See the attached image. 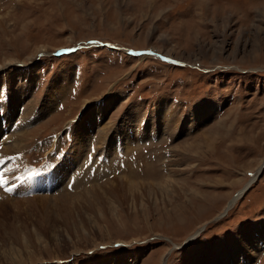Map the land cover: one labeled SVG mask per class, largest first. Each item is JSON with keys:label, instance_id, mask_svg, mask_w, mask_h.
<instances>
[{"label": "rangeland", "instance_id": "rangeland-1", "mask_svg": "<svg viewBox=\"0 0 264 264\" xmlns=\"http://www.w3.org/2000/svg\"><path fill=\"white\" fill-rule=\"evenodd\" d=\"M140 123L171 138L111 130L67 189L74 142ZM0 132L10 177L58 189L0 197V264H264V0H0Z\"/></svg>", "mask_w": 264, "mask_h": 264}, {"label": "bare ground", "instance_id": "bare-ground-1", "mask_svg": "<svg viewBox=\"0 0 264 264\" xmlns=\"http://www.w3.org/2000/svg\"><path fill=\"white\" fill-rule=\"evenodd\" d=\"M37 52H40V53H42V52H46V50L44 49V48H42V49H40V50H38ZM12 65L13 63L12 62H8L7 63V65ZM34 64V63H33ZM29 87L30 86H28L27 87V89H23V88H21L20 90H15V89H13V95L14 96H16V97H18L19 95H25L24 93H26V91H29ZM15 90V91H14ZM26 103V102H25ZM2 107H3V105H2ZM29 108V107H28ZM4 111H5V109H4V107L2 108ZM19 109V108H18ZM10 111L9 110H7L6 111V113H9ZM162 113H164V110L162 111ZM161 113V114H162ZM165 113H166V111H165ZM26 116V115H25ZM166 116L168 117L169 116V118H172L169 114H166ZM27 118V117H26ZM23 120V119H22ZM22 120H21V123H22ZM135 120V119H134ZM168 121L171 123L172 122V119H168ZM24 122H26V121H24ZM12 125V124H11ZM25 125V124H24ZM104 124H102V125H100L99 127H98V129L99 128H101L102 126H103ZM170 126L171 125H167L166 126V128H161L160 126H159V124H155L154 126H152L151 128H146L145 126H142L141 125V123L140 124H138V125H136L135 126V129H134V134L135 135H133V134H131V133H127V132H129V129L127 128V130H126V128H124V129H122L121 130V127H118L117 129H113V127H106L105 128V131H103L102 129H99V131H98V133H97V136L96 137H93L92 139H90L89 140V142H88V146H89V148H88V151H87V153H85V158H83L82 160H80V154L83 152L81 149L82 148H85V142L83 143V142H81V141H77V142H74V144L72 145V147H71V153H74L72 156V158H66L65 159V161L63 162V164H62V166H63V169L62 168H58V171H57V174H58V177H64V179L65 178H67V175L69 174V179L68 180H70V179H72L71 178V176H72V173H73V171H74V173L75 172H77V169H78V167L84 162V160H86L87 161V159H86V157L89 159V154L88 153H90V154H92V149H91V145L92 144H94V146H96V149H97V146H100L99 148V150H97V152H99V153H101V154H104V153H106V155L109 153V152H111V150H112V148L113 147H117V146H119V144L121 143H119V142H115L114 140L116 139H114L113 138V140L112 141H109V134H110V131L112 130V131H115V133H117V132H119L120 131V133H118V134H121L120 136H114V137H117L118 139H120V138H122V140L124 141V144L125 145H127L128 143L129 144H132V143H139V142H146V141H149V140H153V138H155L157 135L158 136H161V131H163V133L162 134H165V132H166V134H168V138H171V135H169V132H170ZM10 127V126H9ZM19 127H20V125H19ZM14 129H16V131H17V129H18V127L17 128H14ZM19 130H20V128H19ZM18 130V131H19ZM17 131V133L16 132H14V138H13V140L11 141V143L9 144L10 146H12V147H16L14 150L15 151H19L20 149H21V147H20V139H21V136H23V133H22V131H21V133L20 132H18ZM11 132H13V131H11ZM0 134H1V132H0ZM131 134V135H130ZM99 136V137H98ZM9 137V136H8ZM12 137V136H11ZM98 137V138H97ZM4 139V138H3ZM6 139H7V137H6ZM9 139H11V138H8V140L7 141H9ZM94 139H96L95 141H94V143H92L93 142V140ZM98 139V140H97ZM5 141V140H4ZM98 143H97V142ZM4 145H5V143H4ZM8 145V144H7ZM121 145V144H120ZM24 146V145H23ZM74 146H77L76 148H75V150H73V147ZM6 147V146H5ZM11 147V148H12ZM93 147V146H92ZM94 148V147H93ZM127 148H129V147H127ZM127 148H126V150H127ZM10 149V148H9ZM14 150L12 151V152H14ZM114 150V149H113ZM94 151H96V150H94ZM115 151V150H114ZM3 152V151H2ZM22 152V151H21ZM79 154H78V153ZM6 153V152H5ZM7 153H9V151L7 152ZM99 153H95L96 155H98ZM2 154V153H1ZM112 154V153H111ZM4 155H6V154H4ZM10 155H12V154H10ZM93 155V154H92ZM98 156H100V155H98ZM112 156H114V154L112 155ZM111 156V157H112ZM115 157V156H114ZM113 157V158H114ZM9 160H10V157H9ZM12 160V159H11ZM16 160H17V157H16ZM18 160H19V158H18ZM17 160V161H18ZM80 160V161H79ZM85 161V162H86ZM112 162V161H111ZM114 162V161H113ZM86 164H87V162H86ZM9 165V164H8ZM83 165V164H82ZM263 165H264V160L261 162V166L259 167V170H261V168L263 167ZM110 167V166H109ZM68 171H66V170ZM13 169H11V171H12ZM63 170V171H62ZM16 171V170H15ZM21 171H24V170H22V168H21ZM91 171V170H90ZM83 174V177L80 179V178H78L79 179V181L78 182H75V185H74V187H79L78 186V184L79 183H83V182H85L86 180L85 179H87V172L85 171V172H83L82 173ZM16 175V174H15ZM77 175V174H76ZM75 176V175H74ZM80 176V175H79ZM256 176V175H255ZM89 178V177H88ZM59 179V178H58ZM171 179V178H170ZM252 180H254V179H252ZM252 180H250V183H252ZM166 181H168V180H166ZM171 181V180H170ZM59 182H61V184L63 183V182H65V180H62V181H58V185H59ZM67 182V181H66ZM89 182V179H87V183ZM127 182H128V180H127ZM168 183H170V182H168ZM57 184V183H56ZM63 184H65V183H63ZM68 184V183H67ZM67 184H66V186H67ZM131 184V183H130ZM167 184V183H166ZM80 185V184H79ZM158 186V185H157ZM167 186H168V184H167ZM133 189V188H132ZM168 189V188H167ZM166 189V190H167ZM170 189L172 190L173 188H171L170 187ZM86 190H88V189H86ZM165 190V191H166ZM170 190V191H171ZM83 191H85V190H83ZM164 191V190H163ZM168 191H169V189H168ZM167 192V191H166ZM85 193H87V191L85 192ZM242 193L243 192H240L238 195H237V197H235L234 199H233V201L234 202H236V200H237V198H239L241 195H242ZM226 211H227V209H226ZM260 234V233H259ZM242 255L244 256V253H242ZM223 260L224 259H222V260H220V262L218 263V264H228V263H226L227 261H226V258H225V260H224V262H223ZM250 261H251V256H244L243 257V261H242V264H250ZM232 262V261H231ZM196 264H199V263H196ZM215 264H217V263H215Z\"/></svg>", "mask_w": 264, "mask_h": 264}, {"label": "snow or ice", "instance_id": "snow-or-ice-1", "mask_svg": "<svg viewBox=\"0 0 264 264\" xmlns=\"http://www.w3.org/2000/svg\"><path fill=\"white\" fill-rule=\"evenodd\" d=\"M172 63H177L175 60L171 61Z\"/></svg>", "mask_w": 264, "mask_h": 264}]
</instances>
